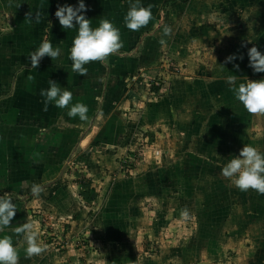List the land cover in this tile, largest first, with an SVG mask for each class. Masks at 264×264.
Segmentation results:
<instances>
[{
  "label": "crops",
  "instance_id": "1",
  "mask_svg": "<svg viewBox=\"0 0 264 264\" xmlns=\"http://www.w3.org/2000/svg\"><path fill=\"white\" fill-rule=\"evenodd\" d=\"M18 1L12 0V3L17 4ZM29 1L34 3V8H30ZM20 2V7L28 10L34 17L38 13L40 19L41 14H50L53 7L56 11L59 5L75 6L77 0ZM155 2L156 0H143L145 6L151 7L153 18L148 25L133 31L125 27L123 20L129 0H85V4L89 6L85 15L90 19V26H98L101 19H110L120 29L122 47L104 61L89 62L85 65L87 73L84 75L71 70L72 61L69 59L77 29H63L55 15L48 19L44 28L47 33L44 40L50 41L54 47L59 46L60 56L51 59L46 55L34 68L31 66L30 54L27 53L21 63L9 64L11 74L0 75V85L3 83L5 89H9V93L2 96L3 107L8 102L9 109L5 115L6 120L0 124V131L4 129V132H10L4 133L5 138L0 136V194L8 192L13 196L12 193L17 192L9 185L11 182L6 183L5 178L9 181L20 179L22 190L27 184L24 176L21 179L20 173L30 161L27 151L29 146L21 137L30 143L45 144L51 133L49 139L51 145L55 146L54 150L57 151V146L61 145L69 147L65 157L57 158L60 162L70 161L77 155L79 158L83 151L84 154H89V158L94 155L92 147H116L118 152L122 148L125 150L127 145L125 134L129 122L125 125L122 115H133L134 113L127 111L129 108H143L141 114L136 113L141 118H135L138 125L142 122L147 127L160 125L166 131L179 134L180 144L189 145V150H195L198 155L205 156L210 161H228L234 154H239L244 145L238 139L242 136L238 130L243 131V139L248 141L246 145H253L264 152V113L246 111L235 99L227 82V77L233 75L237 76V86L247 79L264 78V73L253 72L249 67L247 55L252 46L264 53V0H169L166 4L165 0H158L161 4L158 12L155 10ZM13 4L11 10L15 9ZM161 10L164 24L170 25L173 30L171 36L165 38L163 45L160 43L162 25L157 27V14ZM34 23L37 24L36 18ZM6 33L12 35L3 37L0 63L5 61L8 51H14L18 46L23 51L28 50L43 36L37 31L38 37L28 42L27 38L31 37L28 31L27 40L13 30ZM23 39L25 42H22ZM161 50L164 52L162 55ZM149 51L152 53L148 56ZM233 53L237 57L242 55L243 59L225 62V57ZM212 54L216 62H213ZM162 59L176 67L175 70L166 72L170 81L167 94L159 93L162 88L151 89L148 73L140 74ZM234 64H238L239 68H235ZM136 74L139 76L132 80V75ZM50 79L73 92L72 103L80 101L88 106L87 121L67 116V108H58L53 103L45 106L40 92L49 87ZM17 105L21 108L15 110L14 117H10V112ZM178 114L175 129H172V119ZM155 121L161 123L157 124ZM27 126L44 132L24 136L21 131ZM13 131H17L21 137L15 135L13 139ZM61 133H64V137H61ZM116 135L118 141H114ZM129 145L131 144L128 143L127 146ZM115 156L118 154H114ZM108 160L110 161V157H107ZM44 179L39 185L47 184L53 177L49 178L50 181L44 182ZM47 190L52 193L60 188L55 182L52 186L43 187L41 192ZM13 199L17 210L10 225L0 231V235L12 236L15 244L21 235H17L14 229L26 221L28 213L25 207L31 201L24 204L23 200L14 196ZM15 246L22 258L20 263L25 264L23 239ZM259 255V260H262L264 248Z\"/></svg>",
  "mask_w": 264,
  "mask_h": 264
},
{
  "label": "rangeland",
  "instance_id": "2",
  "mask_svg": "<svg viewBox=\"0 0 264 264\" xmlns=\"http://www.w3.org/2000/svg\"><path fill=\"white\" fill-rule=\"evenodd\" d=\"M19 1L0 0V36L22 23L20 10L10 9L12 4L19 8ZM155 3L158 12L161 4ZM23 14L24 21L29 19L28 10ZM41 15L37 24L34 15L30 17L39 35L48 23ZM164 21L161 18L157 27ZM175 69L162 59L140 74L148 73L151 82V77L158 79L159 93L167 94L166 72ZM5 93L9 89L2 83L0 114ZM138 109L129 108L134 114L122 115L125 125L129 122L125 136L131 144L125 150L92 147L89 158L83 151L79 158L59 163L52 179L59 191L35 196L26 185L24 193L13 195L24 204L31 201L25 207L26 221L36 226L38 242L45 246L39 255H25V264H264V258L259 260L264 248V194L240 191L221 175L228 161L198 155L180 144L179 134L142 121L138 125L135 118L139 120L143 108ZM178 116L172 119V129ZM238 132L240 143L246 145L243 131ZM4 133L10 132L0 131L3 138ZM62 148L67 153L69 147ZM154 149L159 154L154 155ZM184 208L191 213L187 220L180 216ZM18 238L15 245L23 239L25 249L23 236ZM21 261L19 256L18 264Z\"/></svg>",
  "mask_w": 264,
  "mask_h": 264
},
{
  "label": "clouds",
  "instance_id": "3",
  "mask_svg": "<svg viewBox=\"0 0 264 264\" xmlns=\"http://www.w3.org/2000/svg\"><path fill=\"white\" fill-rule=\"evenodd\" d=\"M89 8L85 0H77L75 6L69 4L59 5L54 13L63 29H77L73 37L69 59L72 61L71 70L80 75L87 73V65L91 61H104L116 53L122 47L120 29L107 18L101 19L98 26H90V19L86 18L85 12ZM32 14H29L31 17ZM39 14H35L38 19ZM150 6H145L143 0H129V7L123 17L124 25L130 30L136 31L148 25L152 20ZM160 43L163 45L165 37L172 34L170 25L161 26ZM61 54L59 46H53L50 41L43 40L39 47L30 54L31 66L36 68L44 56L51 59ZM249 67L253 72L264 73V53L252 46L247 51ZM243 59L235 53L225 57V62H232L235 59ZM213 62H216L212 54ZM239 68L238 64H234ZM236 75L228 76L227 82L233 91L234 97L243 108L249 113H264V78L250 80L235 85ZM40 95L44 97L45 106L53 103L58 108H67V116L78 117L81 121L88 120V106L80 101H73V92L70 89L61 87L56 81L49 80V87L42 89ZM221 175L229 178L240 191L255 190L264 194V152L259 151L253 145H244L239 154L229 159L222 167ZM42 187L33 184L31 192L38 196ZM17 210L14 199L7 192L0 195V231L10 225ZM181 218L187 220L191 213L184 208L180 213ZM14 232L22 235L26 241L24 249L27 256L39 255L45 251V246L38 242V231L31 221H26L15 227ZM19 253L10 235H0V264H18Z\"/></svg>",
  "mask_w": 264,
  "mask_h": 264
},
{
  "label": "trees",
  "instance_id": "4",
  "mask_svg": "<svg viewBox=\"0 0 264 264\" xmlns=\"http://www.w3.org/2000/svg\"><path fill=\"white\" fill-rule=\"evenodd\" d=\"M167 1H169V0H165V4L167 3ZM28 5L30 6V8H32V7L34 8V3H32L31 1H29ZM13 7H15V6H13ZM24 9L25 8H22V7H19V8L15 7L14 11H19L20 10V15L19 16L22 17L23 20H22L21 24H18L17 27L13 28V31L18 32L25 39L27 38V36H29L27 31L30 32L31 37L27 38V39H29L28 42H30V40L33 41V40H35V38L38 37V33H37V31H35L36 28H34L33 25H29V19H27L26 22L24 21V14H23V12L25 11ZM162 10H163V8H162ZM162 10H161V13H162ZM54 13H55V9L53 7V9L51 10L50 14H48L46 16L47 19L51 18L54 15ZM161 13L157 14V19L158 20H160L162 18V14ZM24 22L26 24H24ZM47 24L48 23L45 22V24L41 26V33H42L43 36L39 39V41H36L34 46L29 47L28 50L24 49V51H23L22 48L19 49V46H18V47H16V50L13 49L14 51L10 50V51L7 52L8 56L6 58H4L5 61H2L0 63V65L4 64V65H2V67H4L3 69L0 66V75H5L6 76V75L11 74V70H10L11 62H14V64H12V65L21 63V61L25 59V56H26L27 53L31 54V52H33L36 48L39 47L41 41L46 39V37H47V33H46L45 29H44L45 26H47ZM4 35L9 36V35H12V34L8 35V33H5ZM4 35L0 36V44L4 41L3 40ZM25 39H23L22 42H25ZM9 41L10 40H8V42ZM38 43H39V45H38ZM18 45H20V44H18ZM151 53L152 52L149 51L148 52V56ZM151 85H152L151 89H153V90H157L158 89L159 90V86H156L153 83ZM20 108H21V106L17 105L11 111V112H13V114H11V112H10V117H14L16 115L15 110H18ZM8 109H9V107H8V102H7L4 105V107H3V111H2V114H0V118H4L6 120L5 115L8 112ZM11 115H13V116H11ZM24 126H25V124H24ZM13 132H14V138L13 139H15V135L18 136V133H17V131H13ZM43 132L44 131H37L35 129H31L29 126L25 127V130L21 131L22 135H24V136L29 135V134H31V136H34L37 133L40 135ZM11 133H12V131H11ZM52 133H53V131H52ZM46 134L48 136V133H46ZM50 135H51V133H50ZM50 135L48 136L47 141H46L45 144L34 143V142L30 143L29 141H27V139L22 138L21 136H18V137H21V139H22V141L24 143H26V144L28 143V146H29L27 151H28V156L30 158V161L28 162V164L26 166L23 167V171L20 174L22 176L21 179L25 178L26 179V183H27L26 185L30 186V188H32L33 184L40 183L45 177L46 178L47 177L51 178V177L55 176L56 172L58 171V165L60 163V161H58L57 158L59 156H60V158H62V157H65L67 155L65 149L62 148V147H66L65 145L57 146V148H56L57 151L54 150L55 148H53V147H55V146L51 145V142H50V139H49ZM47 136H45V137H47ZM61 137H64V133H61ZM47 155H51V156H47ZM52 155H54V156H52ZM54 158H55V160H54ZM4 174H5V172H4ZM2 176H3V174H2ZM23 176H24V178H23ZM5 181H6V183L11 182V183H9V185L13 189L17 190L15 195L16 194H20V193H24V190H22L23 188L20 187V179H11L9 181V180H6V178H5ZM18 190H20V191H18ZM12 194L14 195V193H12Z\"/></svg>",
  "mask_w": 264,
  "mask_h": 264
},
{
  "label": "built area",
  "instance_id": "5",
  "mask_svg": "<svg viewBox=\"0 0 264 264\" xmlns=\"http://www.w3.org/2000/svg\"><path fill=\"white\" fill-rule=\"evenodd\" d=\"M137 76H139V75H137V74L136 75H132L131 79L132 80H136L137 79ZM152 83L155 84L156 86H159V88H162V86L158 82V79H154L153 78V81L151 82V84ZM153 151H154V153H153L154 155H157L158 152H159V150H157V149H154Z\"/></svg>",
  "mask_w": 264,
  "mask_h": 264
},
{
  "label": "water",
  "instance_id": "6",
  "mask_svg": "<svg viewBox=\"0 0 264 264\" xmlns=\"http://www.w3.org/2000/svg\"><path fill=\"white\" fill-rule=\"evenodd\" d=\"M60 174H61V172H60ZM51 183H54V180H52V181H50V183H47V184H44V185H42V186H47V185H49V184H51Z\"/></svg>",
  "mask_w": 264,
  "mask_h": 264
}]
</instances>
